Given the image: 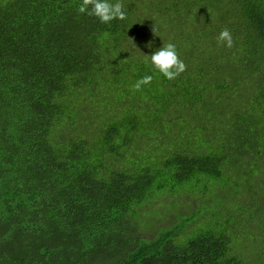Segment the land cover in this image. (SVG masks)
<instances>
[{"label": "trees", "instance_id": "16d2710c", "mask_svg": "<svg viewBox=\"0 0 264 264\" xmlns=\"http://www.w3.org/2000/svg\"><path fill=\"white\" fill-rule=\"evenodd\" d=\"M81 3L0 0L1 247L12 229L35 264H247L218 220L234 205L255 222L242 175L264 172V0H122L109 24ZM169 42L187 65L173 81L150 62ZM239 189L248 206L222 193ZM163 194L201 199L209 221L111 257L128 214Z\"/></svg>", "mask_w": 264, "mask_h": 264}, {"label": "rangeland", "instance_id": "374dc122", "mask_svg": "<svg viewBox=\"0 0 264 264\" xmlns=\"http://www.w3.org/2000/svg\"><path fill=\"white\" fill-rule=\"evenodd\" d=\"M254 168V169H253ZM246 165L247 174L243 173V178L246 182L253 186V192L251 197L255 205L257 204L256 198H261V206H252L251 214L255 219V222L249 221L248 208H244L243 212H238L233 205L230 213H228L229 218L219 219L221 224L227 225L233 233H235V246L241 256H246L251 260L246 259L247 264H264L263 258H260V262L255 261L259 257V252L264 254L261 250L263 246L262 241H264V231L262 240L255 241V244L250 241L251 237L259 236L261 234L259 225H263L264 222V172H258L257 166ZM242 171L245 169L242 166ZM248 177H244L247 176ZM222 182L226 180L225 177L221 178ZM233 183L231 182V185ZM185 188L181 191L183 195ZM224 193L228 198L227 202L236 203L237 206L242 205L245 207L250 203V197L244 193L242 189L235 190L234 193ZM183 197V196H182ZM195 196L181 198L180 195L174 196L172 194L160 195L159 197H148L141 204L136 205L133 208V212H130L128 216L124 219L130 222V227L132 231L128 230L118 231L119 237L117 241L113 244V249L111 252V257L116 254H123L124 252L130 250L134 246V240H151L155 238L162 230L174 227L180 222L181 219L194 218L196 222L190 224L187 227V231L195 227L199 221L205 216V221H209V212L207 208L198 213L199 209L202 210L204 204L201 199H195ZM186 199V200H184ZM201 206V207H200ZM205 208V207H204ZM185 232L179 233L180 239L183 238ZM2 235V229L0 228V236ZM20 234H17L12 229H8L4 235L3 245L0 249H4L5 253L0 251V264H35L33 255L29 256V248L27 244H22L23 242L19 239ZM133 238V239H132ZM246 241L247 245L244 244ZM22 244V245H20ZM108 257L101 256L96 260L94 264H108Z\"/></svg>", "mask_w": 264, "mask_h": 264}, {"label": "clouds", "instance_id": "9594fccd", "mask_svg": "<svg viewBox=\"0 0 264 264\" xmlns=\"http://www.w3.org/2000/svg\"><path fill=\"white\" fill-rule=\"evenodd\" d=\"M78 12L96 17L100 23L109 24L114 20H126L127 12L122 0H82L78 7ZM220 46L229 49L234 47L235 41L231 32L224 28L217 37ZM150 62L159 73L163 74L169 81L175 80L180 74L187 70V65L180 58L177 46L174 43L164 44L159 50L150 55ZM153 76L145 75L136 82L134 88L138 91L144 85L151 84Z\"/></svg>", "mask_w": 264, "mask_h": 264}]
</instances>
